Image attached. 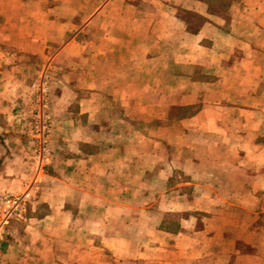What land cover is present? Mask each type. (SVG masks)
<instances>
[{"label":"crops","instance_id":"obj_1","mask_svg":"<svg viewBox=\"0 0 264 264\" xmlns=\"http://www.w3.org/2000/svg\"><path fill=\"white\" fill-rule=\"evenodd\" d=\"M260 190L264 0H0V264H264Z\"/></svg>","mask_w":264,"mask_h":264},{"label":"rangeland","instance_id":"obj_2","mask_svg":"<svg viewBox=\"0 0 264 264\" xmlns=\"http://www.w3.org/2000/svg\"><path fill=\"white\" fill-rule=\"evenodd\" d=\"M27 62L32 63L31 60H22L19 61V66H21V73L23 75V79L32 83L34 87L31 91L30 102L28 103L26 108H21L22 117L25 116L26 122L24 123L25 134L28 137V147L30 150L25 155V160L29 164H39L41 160L48 152L50 145V138L52 132V120L51 113L48 106V91H47V80L43 72H37V69H33V65L29 64L30 68L27 69ZM26 63V64H25ZM37 65H35L36 67ZM23 69V70H22ZM17 193H0V199L2 196H12ZM25 197L26 192L22 193ZM21 194V195H22ZM257 198V224L264 227V191H258L256 193ZM23 203L21 206V210L15 216L10 217L6 222L4 220L0 221L3 225L9 224L12 219L17 218L21 212H23L26 203V197L23 199ZM1 207V205H0ZM262 211V212H261ZM1 217V216H0ZM175 218V217H173ZM201 218V217H200ZM177 220L171 219L169 224L171 227H174V223Z\"/></svg>","mask_w":264,"mask_h":264},{"label":"built area","instance_id":"obj_3","mask_svg":"<svg viewBox=\"0 0 264 264\" xmlns=\"http://www.w3.org/2000/svg\"><path fill=\"white\" fill-rule=\"evenodd\" d=\"M22 193H17L12 196H2L0 199V221L5 222L12 216H16L21 210L23 199L25 198ZM3 223H0V244L2 238V228Z\"/></svg>","mask_w":264,"mask_h":264}]
</instances>
